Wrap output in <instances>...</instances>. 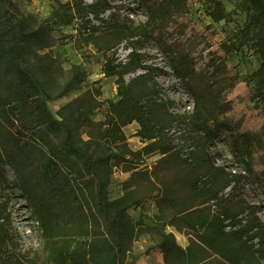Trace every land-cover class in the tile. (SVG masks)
I'll list each match as a JSON object with an SVG mask.
<instances>
[{"label":"trees","instance_id":"16d2710c","mask_svg":"<svg viewBox=\"0 0 264 264\" xmlns=\"http://www.w3.org/2000/svg\"><path fill=\"white\" fill-rule=\"evenodd\" d=\"M189 1L138 0L147 19L134 29L124 26L123 32L128 39L140 37L156 43L192 99V113L167 115L164 101H154L151 94L137 90L142 81H152L155 92L159 85L153 81V67L142 59L133 62L140 56L136 48L126 64H115L114 57L108 55L105 73L118 77V93L116 100L106 102L110 114L103 137L109 139L111 134L121 133L122 127L137 122L139 136L147 143L141 153H159L163 156L160 161L167 163L176 151L166 139V126L188 119L194 136L187 160L193 164L164 183L161 195L172 208L170 225L183 230L190 244L183 248L173 233L162 232L158 246L178 264H214L213 259L219 264H264V222L258 216L259 206L246 202L241 191L246 180L264 196V0H245L241 6L246 14L244 25L222 42H214V34L191 19ZM9 6V0H0V114L18 143V153L10 159L18 167L19 187L37 222L53 231L61 224L68 205L58 197L71 196L78 208V191L83 190L80 179L87 176L84 183L94 191L95 206L107 221L111 240L100 255L93 245L83 261L75 252V264H118L124 245L114 233L119 220L122 223L126 216L107 199L111 170L105 161L130 158L135 164L133 160L141 153L119 151L109 157H94L92 138L78 143L68 119L53 116L48 103L78 85L71 81L55 98L49 94L47 86L25 65V33L18 21L6 17ZM101 6L102 0H98L91 4L75 2L73 7L87 24L94 20L107 24L101 17L105 12L99 9ZM207 14L215 22L229 16L217 0H212ZM91 28L99 30L95 25ZM244 48L253 50L259 61L258 69L247 80L230 66L231 56ZM139 70L143 73L126 81L127 74ZM242 83H246L245 88L239 89ZM62 130L65 136L60 148L51 147L46 152L44 147H49L51 135ZM217 140L228 146L243 173H230L225 165H215L208 146ZM29 162L35 166L29 168ZM5 180L0 169V186ZM227 189L230 192L225 194ZM11 224L8 203L0 200V264H18L9 251Z\"/></svg>","mask_w":264,"mask_h":264},{"label":"rangeland","instance_id":"374dc122","mask_svg":"<svg viewBox=\"0 0 264 264\" xmlns=\"http://www.w3.org/2000/svg\"><path fill=\"white\" fill-rule=\"evenodd\" d=\"M9 1L11 6L5 15L18 21L25 33V65L47 86L53 98L71 81L78 85L77 89L50 101L49 109L55 118L68 119L78 143L92 138L91 151L94 157H109L119 151L141 153L147 144L139 136L140 125L137 122L122 127L121 133L111 134L109 139L103 137L107 129L104 123L110 114L106 102L116 100L118 93V77L105 73L108 55L114 57L115 64H126L136 48L140 56L134 57L133 62L142 59L145 65L153 67V81L159 85L155 92L152 90V81H142L138 82L137 90L151 94L154 101H164L168 105L167 115L192 113V99L156 43L140 37L128 39L127 33L123 32L124 26L134 29L147 19L146 10L138 0H102L103 6L99 9H105L101 17L108 21L107 24L95 20L93 24H87L73 7L75 2L91 4L98 0ZM217 1L229 14L218 22L207 14L212 0H190L189 7L191 19L208 33H213L214 42H222L237 27L244 25L246 14L241 6L245 0ZM90 19L93 20L92 17ZM92 25L99 30L93 31ZM230 66L246 79L258 69L259 61L253 50L244 48L231 56ZM141 73L142 70L127 74L126 81L130 82ZM245 84L242 83L239 89L245 88ZM92 111L96 113L90 115ZM79 116L84 117L78 119ZM165 134L176 151L167 163L160 161L163 156L159 153H141L133 160L135 164L130 162V158L127 161L121 158L105 161L111 170L107 199L126 216L122 223L119 220L120 224L114 233L124 245V253L118 264H178L174 258H167L158 246L162 232L174 233L177 243L186 245V248L190 244L183 230L170 225L168 217L172 214V208L162 197L161 189L164 183L172 181L175 173L193 164L187 159L194 135L186 118L166 126ZM64 136L63 130L52 134L49 147H44V150L48 152L51 147L53 150L60 148ZM17 147V141L0 114V169L6 178L0 186V200L8 203L12 215L13 239L12 250L9 251L15 256L13 260L16 258L18 264H75V252L81 255L83 261L93 245L100 255L111 236L104 215L95 206L94 191L84 183L87 176L80 179L83 182V190L78 191L80 206L75 207L71 196H59L58 199L68 204L65 206L66 211L63 212L61 224L53 231L47 230L45 225L37 222L31 205L19 187L18 167L10 159V156L18 153ZM208 152L215 157V165H225L230 173H243V168L235 163L223 141L212 142ZM30 166L33 168L35 165L29 162ZM195 167H198L197 164ZM81 173L84 175L85 171L81 170ZM241 187L246 202L259 206L258 216L264 222V196L261 191L246 180ZM229 192L230 189H227L225 194ZM213 262L219 264L217 260L213 259Z\"/></svg>","mask_w":264,"mask_h":264},{"label":"crops","instance_id":"0c3cea01","mask_svg":"<svg viewBox=\"0 0 264 264\" xmlns=\"http://www.w3.org/2000/svg\"><path fill=\"white\" fill-rule=\"evenodd\" d=\"M174 234V233H173ZM175 235V234H174ZM176 236V235H175ZM180 245V244H179ZM181 247H183V248H186V245L184 246V245H180Z\"/></svg>","mask_w":264,"mask_h":264}]
</instances>
